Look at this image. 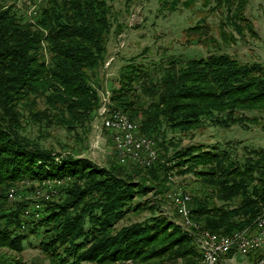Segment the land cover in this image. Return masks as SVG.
Listing matches in <instances>:
<instances>
[{
    "label": "trees",
    "instance_id": "16d2710c",
    "mask_svg": "<svg viewBox=\"0 0 264 264\" xmlns=\"http://www.w3.org/2000/svg\"><path fill=\"white\" fill-rule=\"evenodd\" d=\"M113 1L43 0L29 18L25 7L0 0V264H41L21 256L29 234L37 237L48 264H201L195 236L156 214L160 200L151 205L141 199L150 192L162 195L175 174L190 177L185 186L192 194L190 220L215 234L249 232L264 212V147L243 146L239 154L233 141L182 146L183 136L208 126L262 124V62L216 51L188 59L164 56L153 67L127 64L111 90L112 107L137 125L133 119H140L138 133L153 137L161 148L147 167L119 161L99 166L25 133L27 124L39 126L41 139L50 127L76 133L91 123L101 106L92 83L101 87L116 28ZM247 1L161 3L171 11L196 5L221 10L224 29L242 34L243 23L254 30ZM226 31L224 40L235 41ZM187 32L198 44L215 41L205 18ZM169 131L180 136L168 138ZM49 182L62 196L32 200ZM11 189L22 195L15 204L9 203ZM146 209L154 214L118 226L130 212ZM250 259L260 262L264 255L256 250Z\"/></svg>",
    "mask_w": 264,
    "mask_h": 264
},
{
    "label": "rangeland",
    "instance_id": "374dc122",
    "mask_svg": "<svg viewBox=\"0 0 264 264\" xmlns=\"http://www.w3.org/2000/svg\"><path fill=\"white\" fill-rule=\"evenodd\" d=\"M26 1L27 0H9V2H16L18 8L22 6L25 7V9L29 7ZM161 2L162 0H114L111 2L114 17L116 18V28H114V32L108 43L107 62L101 68V87H98L95 82L92 83L93 87L98 90L101 103L103 101L101 92L105 90L111 92L112 88L119 86V74L121 70L131 62L143 63L153 67L158 65L162 57L168 55L181 56L183 59H188L191 57L206 56L216 51H224L244 62L258 61L264 64V0L247 1L246 16L248 20L251 21L254 30L251 31L247 28L245 23H243L242 34L232 30L230 26L224 29L222 24L224 14L221 10L211 11L209 9L200 8V5H196L191 9L180 8L179 10L171 11L164 8ZM26 12L28 16V9H26ZM202 18H205L208 22L211 27V34L215 38V41L209 45L202 43L198 44L196 41H191L196 39V36L188 34L187 32V28L194 26ZM225 30H227V33L233 32L236 40L225 41L222 37V33ZM110 103L111 109H114L112 107L111 95ZM100 107L94 113L91 123H88L84 128H78L76 133H70L63 127H50L48 129V135L45 137L42 136L40 139L39 126L34 124H27L25 133L32 138L41 140L44 146L54 148L59 153H74L80 157H89L95 164L107 166L111 161H119V159L115 155V145L111 131H105L103 130L104 127L102 128ZM133 120L138 122L140 128V119ZM139 134L148 136L142 133ZM172 136L178 138L180 133L169 131L168 138ZM183 137V147L200 143L206 146H211L212 144L223 146L227 141L237 142L238 144L235 150L240 154L243 152V146L264 147V121L262 124L253 125L250 128H244L239 125H235L230 129L208 126L203 130L194 131L191 135L187 134ZM151 138L154 140L153 137ZM153 147L156 150L157 157L152 164L158 159L162 152L160 150L161 148L157 147L156 142ZM172 152L171 150V153ZM138 166L145 167L142 165ZM188 178L190 177L180 176L178 174L172 177L170 176L171 180L169 186H167L166 191L162 195H156L154 192H150L141 199L143 201L147 199L150 200L151 205L155 203V200H160V208L157 209L156 214H165L171 217L176 223L182 225L185 230L195 236L198 235V229L194 228V225L185 226L183 224L184 217L178 212L176 203L173 201L175 192H178L180 196L192 195L188 188L185 187ZM47 184L48 187H42L36 195L24 197L27 199L31 197L32 200H58L62 194H58L55 183L49 182ZM21 196L22 195L16 193L14 197L9 196V203L15 204L16 201L21 199ZM191 199L192 196L190 200ZM153 214L154 213H152L150 209H146L142 212L132 211L118 223V226L120 227L136 221L146 220ZM184 221L186 220L184 219ZM198 224L203 228L201 223ZM254 227L255 224L253 227L247 229L250 231ZM196 244L201 255L199 244L197 242ZM232 250L234 252L230 254ZM232 250L226 256L223 264L264 263V259L260 262H253L250 259L251 253L256 250H261L264 255V246L252 250L248 254H241L234 249ZM21 256H23L26 261H38L41 264H48L47 259L38 246V240L35 235L29 234L28 239L25 241V249ZM125 264L134 263L129 260L125 262ZM176 264L184 263L182 260H179Z\"/></svg>",
    "mask_w": 264,
    "mask_h": 264
},
{
    "label": "built area",
    "instance_id": "2783aa9c",
    "mask_svg": "<svg viewBox=\"0 0 264 264\" xmlns=\"http://www.w3.org/2000/svg\"><path fill=\"white\" fill-rule=\"evenodd\" d=\"M43 0H27L29 4L28 15L37 14L38 8ZM18 6V4H17ZM22 7V6H19ZM102 103L100 107V118L108 117V125H102L112 133L115 145V155L121 163L123 156H133V159L145 160V166H150L157 157L155 141L148 136L138 133L139 125H132L123 121V116L119 111L111 109L110 95L111 92L102 91ZM15 190L12 189L10 197H14ZM173 201L176 203L178 212L190 211L188 197L180 196L178 192L173 195ZM39 207V204H36ZM186 226L187 223L183 221ZM189 226V225H187ZM195 227V226H194ZM199 247H205L208 251V259H203V264H223L228 253L234 249L238 253L248 254L264 246V216L256 222V233H239L234 237L216 236L215 233H207V237L195 235Z\"/></svg>",
    "mask_w": 264,
    "mask_h": 264
},
{
    "label": "bare ground",
    "instance_id": "6f19581e",
    "mask_svg": "<svg viewBox=\"0 0 264 264\" xmlns=\"http://www.w3.org/2000/svg\"><path fill=\"white\" fill-rule=\"evenodd\" d=\"M33 15H35V14H33ZM32 16H29L28 15L29 18H33ZM112 110L119 111V113L121 114V116H123V121L124 122L132 123V125H137L123 111L118 110V109H112ZM101 119H102V125H108V117H102ZM123 163H134L136 165L138 164V165L145 166V160L133 159V156H123ZM182 196L188 197V199L190 201V197L188 195H182ZM180 214L186 220L185 223H187V225H189V226H193L194 225L195 226L194 228L198 229V236H200V237H207V233H212L209 230H206L204 228H201V226L199 224L192 222L190 220V218H189L190 211H187V214H184V212H180ZM262 216H264V212L258 217V219L256 220V222L259 221L262 218ZM255 228H256V224H255ZM239 233H248V232H241L240 231V232H236V233H234L232 235H229V236H226V237H234L236 235H239ZM215 235L216 236H222V235H218V234H215ZM200 250L203 253V259H208V251H206V248L205 247H200ZM203 259H202V264H203Z\"/></svg>",
    "mask_w": 264,
    "mask_h": 264
},
{
    "label": "crops",
    "instance_id": "0c3cea01",
    "mask_svg": "<svg viewBox=\"0 0 264 264\" xmlns=\"http://www.w3.org/2000/svg\"><path fill=\"white\" fill-rule=\"evenodd\" d=\"M250 233H251V234H255V233H256V229H255V227L252 228V229L250 230Z\"/></svg>",
    "mask_w": 264,
    "mask_h": 264
}]
</instances>
